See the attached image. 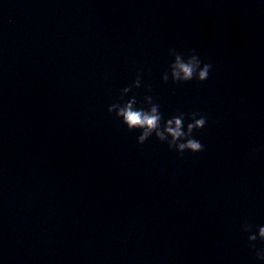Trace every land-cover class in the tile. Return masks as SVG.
Returning a JSON list of instances; mask_svg holds the SVG:
<instances>
[{
    "label": "water",
    "instance_id": "1",
    "mask_svg": "<svg viewBox=\"0 0 264 264\" xmlns=\"http://www.w3.org/2000/svg\"><path fill=\"white\" fill-rule=\"evenodd\" d=\"M169 48L209 78L163 82ZM138 73L124 101L206 116L204 151L107 111ZM245 220L264 225V0H0V264H264Z\"/></svg>",
    "mask_w": 264,
    "mask_h": 264
},
{
    "label": "clouds",
    "instance_id": "2",
    "mask_svg": "<svg viewBox=\"0 0 264 264\" xmlns=\"http://www.w3.org/2000/svg\"><path fill=\"white\" fill-rule=\"evenodd\" d=\"M167 54L172 58V62L161 76L163 82L167 83L171 79L173 84H184L192 80L204 82L209 78L212 64L203 63L194 50L185 55L175 48H169ZM141 82L142 75L138 73L130 86L121 89L118 101L109 105L107 111L110 114L115 113L116 118L129 131L140 130V135L137 137L138 144H144L154 135L156 139L166 143L169 150L179 153L187 151L193 154L204 151L205 146L195 138L194 133L206 127V116L198 112L190 114L179 112L165 119L160 111V105L154 102L151 95H145L142 102L137 100L135 94L124 101V97L133 93V89L141 87ZM185 120L190 121L186 127ZM251 227L247 220L242 222V231L249 233L247 240L254 249L257 260L264 261V248L255 247L257 240L264 241V225L258 226L256 232H252Z\"/></svg>",
    "mask_w": 264,
    "mask_h": 264
}]
</instances>
